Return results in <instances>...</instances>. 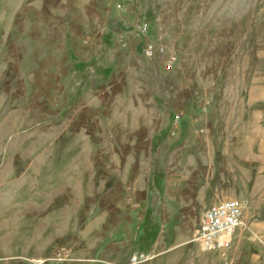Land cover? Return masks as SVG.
<instances>
[{"label":"rangeland","instance_id":"374dc122","mask_svg":"<svg viewBox=\"0 0 264 264\" xmlns=\"http://www.w3.org/2000/svg\"><path fill=\"white\" fill-rule=\"evenodd\" d=\"M225 198L228 259L194 241ZM137 250L264 264V0H0V264Z\"/></svg>","mask_w":264,"mask_h":264},{"label":"built area","instance_id":"2783aa9c","mask_svg":"<svg viewBox=\"0 0 264 264\" xmlns=\"http://www.w3.org/2000/svg\"><path fill=\"white\" fill-rule=\"evenodd\" d=\"M149 25H137V33L147 37ZM154 49L153 46L150 48ZM153 52V51H152ZM247 204L232 198H225L210 205L201 218L194 236L203 252L220 251L228 259V252L237 232L245 223ZM151 254L134 252L129 258V264H143L150 261Z\"/></svg>","mask_w":264,"mask_h":264},{"label":"crops","instance_id":"0c3cea01","mask_svg":"<svg viewBox=\"0 0 264 264\" xmlns=\"http://www.w3.org/2000/svg\"><path fill=\"white\" fill-rule=\"evenodd\" d=\"M65 119V118H64ZM56 130H58L59 132H58V134L59 135H62V136H67V137H70V138H72V137H75L76 135H81V136H83L85 139H86V136H88L87 134H85V132H83L82 130H77V131H75V130H72V129H69V128H60V127H57L55 130H53V131H56ZM52 133V132H51ZM61 136V137H62ZM86 141H88V140H86ZM51 142H53V141H51ZM92 147V146H91ZM94 152V150L93 151H90V154H89V169H88V173H92V161H91V153H93ZM90 183H94V182H91L90 181ZM79 187H81V184L79 183V182H76V183H73V186H72V188L74 189V190H78L79 189ZM83 187H85V185L83 186ZM91 193H94V191L96 190V186H93L92 188H91ZM78 192V191H77ZM83 194H84V188H83ZM82 194V195H83ZM125 245H127L125 242H124V244H123V247L125 246ZM125 248V247H124ZM134 252H142V253H146L145 251H139V250H137V251H134ZM133 252V253H134ZM132 253V254H133ZM130 258V257H129Z\"/></svg>","mask_w":264,"mask_h":264}]
</instances>
